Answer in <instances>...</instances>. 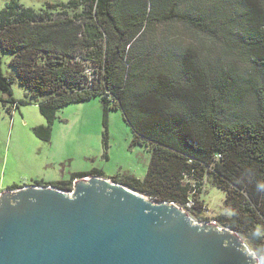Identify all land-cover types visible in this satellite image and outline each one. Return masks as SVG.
<instances>
[{"label":"trees","instance_id":"1","mask_svg":"<svg viewBox=\"0 0 264 264\" xmlns=\"http://www.w3.org/2000/svg\"><path fill=\"white\" fill-rule=\"evenodd\" d=\"M2 52L16 75L3 71ZM16 80L47 120L33 128L45 142L69 104L98 97L121 109L151 160L143 180L114 182L201 221L193 193L210 178L228 212L216 224L264 264V0H69L39 10L10 0L0 10V109L11 115L30 103L14 98ZM90 175L104 177L33 183L70 191Z\"/></svg>","mask_w":264,"mask_h":264},{"label":"water","instance_id":"2","mask_svg":"<svg viewBox=\"0 0 264 264\" xmlns=\"http://www.w3.org/2000/svg\"><path fill=\"white\" fill-rule=\"evenodd\" d=\"M88 178V179H87ZM0 264H259L234 231L99 176L0 195Z\"/></svg>","mask_w":264,"mask_h":264},{"label":"rangeland","instance_id":"3","mask_svg":"<svg viewBox=\"0 0 264 264\" xmlns=\"http://www.w3.org/2000/svg\"><path fill=\"white\" fill-rule=\"evenodd\" d=\"M9 1L0 0V10ZM18 1L26 7L39 10L48 3H66L69 0ZM61 11L63 8L57 13ZM174 23L179 28L183 26ZM169 27L170 24L164 23L157 29L162 32ZM200 36L209 42L207 36ZM196 37L193 33V42ZM1 55L3 71L16 75L9 64L11 53L2 52ZM12 88L15 99L30 103L20 104L12 115L7 105L5 109H0V195L15 186L34 185L33 180L66 182L73 174L92 171L101 172L113 182V177L124 178L128 175L141 180L145 178L151 151L145 145L133 144L134 131L121 109H105L98 97L69 104L57 112L52 124L51 140L45 142L33 131L36 126L46 125L47 120L33 102L30 92L20 87L17 80ZM200 188L193 193V199L195 197L202 204L197 210L200 216L197 219L201 221H196L216 222L217 216L228 213L224 208L225 193L216 188L210 178H205ZM145 196L155 201L154 197Z\"/></svg>","mask_w":264,"mask_h":264},{"label":"built area","instance_id":"4","mask_svg":"<svg viewBox=\"0 0 264 264\" xmlns=\"http://www.w3.org/2000/svg\"><path fill=\"white\" fill-rule=\"evenodd\" d=\"M13 112H14V111H13ZM13 112H12V114H13ZM187 206H188V208L192 207V202L188 203ZM183 209H184V208H183ZM186 211H187V210H186ZM204 223H215V224H216V222H204Z\"/></svg>","mask_w":264,"mask_h":264},{"label":"clouds","instance_id":"5","mask_svg":"<svg viewBox=\"0 0 264 264\" xmlns=\"http://www.w3.org/2000/svg\"><path fill=\"white\" fill-rule=\"evenodd\" d=\"M74 185V184H73ZM67 192H70V191H67Z\"/></svg>","mask_w":264,"mask_h":264},{"label":"flooded vegetation","instance_id":"6","mask_svg":"<svg viewBox=\"0 0 264 264\" xmlns=\"http://www.w3.org/2000/svg\"><path fill=\"white\" fill-rule=\"evenodd\" d=\"M72 189H73V186H72Z\"/></svg>","mask_w":264,"mask_h":264},{"label":"bare ground","instance_id":"7","mask_svg":"<svg viewBox=\"0 0 264 264\" xmlns=\"http://www.w3.org/2000/svg\"><path fill=\"white\" fill-rule=\"evenodd\" d=\"M88 179V178H87Z\"/></svg>","mask_w":264,"mask_h":264}]
</instances>
